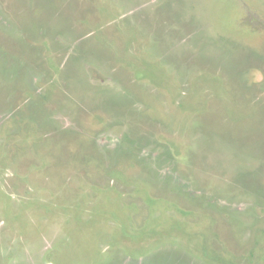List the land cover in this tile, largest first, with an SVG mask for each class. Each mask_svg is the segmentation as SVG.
<instances>
[{
  "label": "rangeland",
  "instance_id": "1",
  "mask_svg": "<svg viewBox=\"0 0 264 264\" xmlns=\"http://www.w3.org/2000/svg\"><path fill=\"white\" fill-rule=\"evenodd\" d=\"M0 264H264V0H0Z\"/></svg>",
  "mask_w": 264,
  "mask_h": 264
}]
</instances>
